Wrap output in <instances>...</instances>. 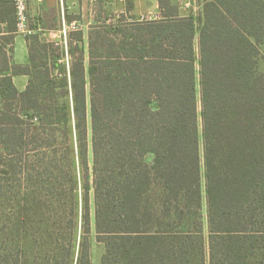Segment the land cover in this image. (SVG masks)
<instances>
[{
  "label": "trees",
  "instance_id": "1",
  "mask_svg": "<svg viewBox=\"0 0 264 264\" xmlns=\"http://www.w3.org/2000/svg\"><path fill=\"white\" fill-rule=\"evenodd\" d=\"M158 3L133 19L129 0L86 44L30 34L25 65L0 46V264H90L91 194L100 264H264V0H202L196 17ZM11 177L44 226L23 236L38 257L6 240ZM54 201L63 236L81 218L77 246L54 245Z\"/></svg>",
  "mask_w": 264,
  "mask_h": 264
},
{
  "label": "crops",
  "instance_id": "2",
  "mask_svg": "<svg viewBox=\"0 0 264 264\" xmlns=\"http://www.w3.org/2000/svg\"><path fill=\"white\" fill-rule=\"evenodd\" d=\"M11 1V0H10ZM10 1H6L9 3ZM62 4L65 7L60 6V0H27L29 26L33 33L42 32V36H47V40L61 41L63 38L62 23L64 21L67 32L71 30V26L75 25L77 29L81 30L83 36L86 33L84 26L88 30L91 25L95 24L97 19H110L118 16L120 13H124L126 5L124 0H100L103 8L96 14L93 3L96 0H63ZM132 7L129 10V15L133 19H157L161 17V10L159 8L158 0H133ZM172 5H175L178 9V13L181 16L192 15L196 17L201 9L202 0H170ZM189 3L187 6L185 3ZM95 4V3H94ZM12 10V8H11ZM50 12L53 16L50 17ZM71 14H80L78 17L71 18ZM84 20L85 24L79 22ZM34 20V24L30 22ZM45 22L50 23V25ZM30 23L32 25H30ZM55 28L51 24H55ZM10 34L6 31V22L0 23V46H4L5 49L11 54L10 62L19 65H25L28 58V47L26 37L19 33H14L11 41H6V37ZM11 48V52L9 51ZM28 82L26 75L13 76V83L15 87L22 91Z\"/></svg>",
  "mask_w": 264,
  "mask_h": 264
},
{
  "label": "rangeland",
  "instance_id": "3",
  "mask_svg": "<svg viewBox=\"0 0 264 264\" xmlns=\"http://www.w3.org/2000/svg\"><path fill=\"white\" fill-rule=\"evenodd\" d=\"M128 1L129 0H124L126 6H127ZM130 1L132 2L133 0H130ZM62 3L63 2H60V6H61V9H64V8H62V6L65 7V4H62ZM94 3H93V6H94V9H95L96 14H97L99 12V10L101 8H103V6H102L100 0H96V2H94ZM7 7H8V10H9V8L13 9V3L10 1L7 4ZM51 16H53L52 12H50V17ZM75 16L78 17V19H80V14L79 15L78 14H71L70 15L71 18H74ZM116 18L117 17H115V19ZM30 22H32L34 24V20H30ZM45 23L50 25V23H48V22H45ZM79 23L82 25L85 24L84 20H82V19ZM30 25H32V24L30 23ZM83 26H84V31L86 32V33H84L85 34L84 40H85V44H86L87 34H88L89 29L87 30L85 25H83ZM62 28H63V26H62ZM71 30H77V28H75V29L71 28ZM38 33H40V37H41V39H43L42 41H40V45H41V43H43L44 40H47V36H42L41 31ZM59 42L64 47L63 38ZM194 42H195V46H196L197 34L195 36ZM263 49H264V47H263ZM62 62L66 63V59H63ZM7 183L9 186V194H8L9 199H8L7 213L9 214V217H10V219H9L10 230H9V233L7 235L6 240L8 241L9 246L11 247L12 251H14L15 242L22 241V246L24 248L28 247L29 254L35 255V257H38L39 256V250L36 249V247L40 245L41 240H39V239L35 240L34 238H28L25 240L23 238V236L24 235H31L32 233H35L39 230H43L44 226H41L40 222L37 223V221H40V215L38 216L37 214H35V208L33 206H29L30 202L26 203V205L29 206L28 207L29 208V214H27V215L20 214L21 209H23L25 207L18 205V203L20 201V195H21V194H19V191H21V193H22L25 189V186H26V182L22 181L21 177H11V178H9V180H7ZM41 192L43 193V195H45L44 198L48 199V197H47L48 193L46 191H43V190H41ZM24 206H25V204H24ZM18 215H21L22 221L24 222L23 227H26L28 229V231H29L28 233H25L23 230H20L21 233H19L20 231L17 232V229L15 230L16 220H17ZM50 215L52 216L51 221H50L51 232H52L51 239L53 240L54 245L61 244V240L64 237L65 241L69 240L75 246H77V242H78L79 238L81 237V235L83 234L82 233V226H81L82 220L79 217V215L76 217L75 227L73 228V232L68 234V236L65 235V233H64V236L62 234L63 233L62 228H61L62 221L60 220L59 203L58 202L54 201V204L50 207ZM0 226H3V225L0 224ZM23 227H21V228H23ZM87 239H88V246H89L90 264H100V258H101L103 251H104V245L96 240V233H95V226H94V204H93L92 194L90 195V232L87 235ZM48 240H50V239H48ZM42 242L45 243V241H42Z\"/></svg>",
  "mask_w": 264,
  "mask_h": 264
},
{
  "label": "built area",
  "instance_id": "4",
  "mask_svg": "<svg viewBox=\"0 0 264 264\" xmlns=\"http://www.w3.org/2000/svg\"><path fill=\"white\" fill-rule=\"evenodd\" d=\"M63 0H60L62 2ZM13 3L14 9V19H15V32L22 34L24 36H28L32 34V30L29 26V16H28V5L27 0H11ZM189 3H185L187 6ZM63 42L66 44V33L67 29L65 27V23L63 21ZM71 28L75 29L76 26L72 25Z\"/></svg>",
  "mask_w": 264,
  "mask_h": 264
}]
</instances>
